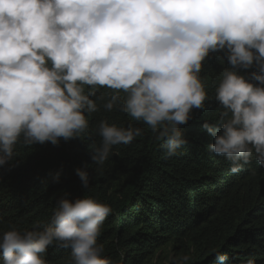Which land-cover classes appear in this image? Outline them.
<instances>
[{"label": "clouds", "instance_id": "clouds-1", "mask_svg": "<svg viewBox=\"0 0 264 264\" xmlns=\"http://www.w3.org/2000/svg\"><path fill=\"white\" fill-rule=\"evenodd\" d=\"M216 52L230 67L215 88L219 121L201 125L213 141L208 150L229 161L232 174L253 160L264 168V0H0V168L16 166L18 143L79 138L86 114L100 107L142 121L164 142L165 158L177 156L188 143L180 126L206 107L200 72ZM252 68L247 77L239 73ZM100 88L110 95L97 97ZM96 133L101 143L90 158L103 166L114 145L144 130L102 119ZM75 173L88 189V172ZM111 212L92 197L62 196L43 228L13 226L0 235V264H49V247L70 249L69 264H115L97 243ZM228 259L216 254L217 264Z\"/></svg>", "mask_w": 264, "mask_h": 264}, {"label": "trees", "instance_id": "trees-1", "mask_svg": "<svg viewBox=\"0 0 264 264\" xmlns=\"http://www.w3.org/2000/svg\"><path fill=\"white\" fill-rule=\"evenodd\" d=\"M225 67L230 65L224 52L210 53L203 62L200 78L208 100L180 126L188 143L177 156L166 159L164 142L142 121L102 107L86 114L89 127L79 138L61 139L59 146L18 143L11 162L16 166L0 168V235L13 226L21 232L43 228L62 196L92 197L112 208L97 243L115 264H165L182 255L190 257L188 264H217V253L227 254L226 264H247L250 258L264 264V168L253 160L240 173H230V162L208 150L213 141L201 128L219 121L215 88ZM254 70L239 73L247 77ZM102 94L107 98L110 90L100 88L97 97ZM93 99L98 106L105 102ZM102 119L141 127L144 134L114 145L98 166L90 152L101 143L96 125ZM77 168L88 172V189L81 187ZM70 251L49 247L45 258L49 264H69Z\"/></svg>", "mask_w": 264, "mask_h": 264}, {"label": "rangeland", "instance_id": "rangeland-1", "mask_svg": "<svg viewBox=\"0 0 264 264\" xmlns=\"http://www.w3.org/2000/svg\"><path fill=\"white\" fill-rule=\"evenodd\" d=\"M164 263L165 264H172V262H170V261H165Z\"/></svg>", "mask_w": 264, "mask_h": 264}]
</instances>
